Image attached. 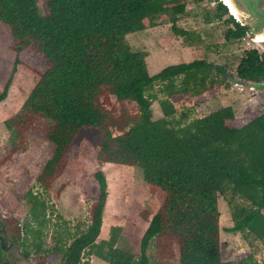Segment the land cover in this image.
Returning <instances> with one entry per match:
<instances>
[{
    "label": "trees",
    "instance_id": "obj_1",
    "mask_svg": "<svg viewBox=\"0 0 264 264\" xmlns=\"http://www.w3.org/2000/svg\"><path fill=\"white\" fill-rule=\"evenodd\" d=\"M39 2L46 3V14L40 13ZM185 8L186 0H0V23L10 31L15 54L0 103L24 51H34L48 64L18 111L3 122L11 153L25 150L24 135L40 121L49 124L44 135L54 151L35 180L37 187L47 192L72 147L86 140L97 149L100 163L140 170L150 192L162 195L149 220L140 214L148 226L135 256L116 247L120 226L98 240L108 195L101 172L93 174L99 196L86 229L73 235L65 230L71 240L66 244L54 226L50 250L42 249L49 207L42 194L30 189L24 195L28 217L14 226L23 258L35 254L62 264H91L82 262L85 255L107 264H258L252 255L237 263L221 259L218 197L230 208L231 231L264 241V113L240 126L233 125L237 119L231 107L189 122L185 113L176 118V105L198 106L212 99V92L229 88L224 69L193 60L151 76L147 53L132 51L126 42L128 35L166 19L174 34L185 36L176 26ZM216 10L218 18L228 13L221 1ZM226 22L233 25L227 41L244 37L246 28L232 16ZM236 74L239 80L264 81V53L247 51ZM155 101L162 113L157 120L151 109ZM126 103H134L135 112ZM0 264H13L1 250Z\"/></svg>",
    "mask_w": 264,
    "mask_h": 264
},
{
    "label": "rangeland",
    "instance_id": "obj_2",
    "mask_svg": "<svg viewBox=\"0 0 264 264\" xmlns=\"http://www.w3.org/2000/svg\"><path fill=\"white\" fill-rule=\"evenodd\" d=\"M218 2L219 0H186L185 14L176 22L177 28L185 31V36L174 34L171 22L166 19L152 29L128 35L126 42L132 51L147 53L145 62L151 76L166 66L193 60H204L213 67L223 68L229 88L221 87L218 93L212 92V96H215L208 101L206 108L177 105L176 118L185 113L189 122L203 118L221 107H231L237 119L233 125L240 126L259 116L264 110V104L260 102L261 98L257 96L259 93L256 90H247L246 87L252 84L246 85L238 79L236 68L247 51L256 50L262 54L264 43L253 42V34L248 30L243 38L227 41L225 34L228 29H233V25L226 20L231 15L228 12L218 18ZM38 7L40 13L46 14L45 2H39ZM11 45L10 31L0 23V94L12 75L15 62ZM19 59L21 65L17 66L13 75L7 98L0 103V222H3L0 232L4 229V235L11 239L15 237L14 226H22L28 217L29 204L24 195L32 189L34 193L42 194L49 207L47 214L50 224L42 238V249L50 250L53 247L54 226H57L55 228L66 244H70L71 240L67 241L64 231L73 235L86 229L90 221V209L99 196V186L93 174L101 172L106 180L108 194L102 212L101 234L107 230L106 236H109L111 227L120 226L122 233L116 247L138 256L140 240L148 226V221L143 220L140 214L144 212L149 220L162 204L161 193L150 192L140 170L100 163L96 158L97 149L83 140L72 147L50 189L42 191L35 180L54 151L53 144L44 135V128L49 125L44 121H40L35 129L24 135L25 150L11 153L9 133L3 122L18 111L39 76L48 69L45 59L32 50L24 51ZM261 85L264 86V83ZM111 100L118 108L115 99ZM125 105L131 113L135 112L134 103ZM151 109L153 119L157 120L155 116L161 112L159 104L153 102ZM117 134L114 132V135ZM236 202L244 203L239 199ZM218 211L221 259L237 263L241 256L252 255L258 264H264V241H254L250 237L244 239L241 233L231 231V211L224 197H218ZM98 240L106 239L98 237ZM22 249L16 243V246H11L6 257L13 264H42L41 261L44 264H62L60 259L48 262L35 254L25 259ZM149 252L151 254L153 251ZM87 260L91 264H107L96 257H82V262ZM173 264L177 262L174 261Z\"/></svg>",
    "mask_w": 264,
    "mask_h": 264
},
{
    "label": "water",
    "instance_id": "obj_3",
    "mask_svg": "<svg viewBox=\"0 0 264 264\" xmlns=\"http://www.w3.org/2000/svg\"><path fill=\"white\" fill-rule=\"evenodd\" d=\"M219 1L236 22L253 34L254 39L264 36V0H227L228 4L223 0ZM231 8L235 14L231 12ZM259 86L260 84H252L246 88L253 90Z\"/></svg>",
    "mask_w": 264,
    "mask_h": 264
},
{
    "label": "flooded vegetation",
    "instance_id": "obj_4",
    "mask_svg": "<svg viewBox=\"0 0 264 264\" xmlns=\"http://www.w3.org/2000/svg\"><path fill=\"white\" fill-rule=\"evenodd\" d=\"M253 42H255L254 39H253ZM241 81H243V80H241ZM243 82H245L246 85L264 83V81H260V82L243 81ZM253 90H256L257 91V92L255 91L256 93H259L257 96H260L259 97V98H261L260 102L264 104V96H262V93H264V86H259L258 88H255ZM263 109H264V106H263ZM263 113H264V110L261 112V114H263ZM262 212L264 213V209L262 210ZM2 224H3V222H0V227H2ZM4 233L6 234V231H4V229L1 230V232H0V250L2 252L3 259L7 262H10L6 256L8 254V251L10 250L11 246L12 245L16 246L17 241H14L13 238L11 239V237L4 235Z\"/></svg>",
    "mask_w": 264,
    "mask_h": 264
},
{
    "label": "crops",
    "instance_id": "obj_5",
    "mask_svg": "<svg viewBox=\"0 0 264 264\" xmlns=\"http://www.w3.org/2000/svg\"><path fill=\"white\" fill-rule=\"evenodd\" d=\"M187 105H190V104H187ZM208 105H209V102L207 101V102H205V103H203V104H200V105H198V107L200 106V107H208ZM176 107H177V105H176ZM195 107H197V106H195ZM161 111V110H160ZM154 115V114H153ZM156 119H160V118H162V113L161 112H158V114H156ZM101 231H102V225H101V229H100V233H99V237L101 238V239H107V237H108V235L106 236V234L108 233V231L106 230V232H102V234H101ZM104 231V230H103ZM100 234H101V236H100Z\"/></svg>",
    "mask_w": 264,
    "mask_h": 264
},
{
    "label": "bare ground",
    "instance_id": "obj_6",
    "mask_svg": "<svg viewBox=\"0 0 264 264\" xmlns=\"http://www.w3.org/2000/svg\"><path fill=\"white\" fill-rule=\"evenodd\" d=\"M223 1H225L228 4L227 0H223ZM231 12L235 14V11L232 8H231ZM254 41L259 44L264 43V36H258L256 39H254Z\"/></svg>",
    "mask_w": 264,
    "mask_h": 264
}]
</instances>
